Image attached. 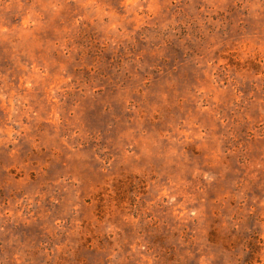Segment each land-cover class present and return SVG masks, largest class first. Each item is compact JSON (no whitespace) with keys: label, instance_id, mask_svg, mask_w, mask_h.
Wrapping results in <instances>:
<instances>
[{"label":"rangeland","instance_id":"obj_1","mask_svg":"<svg viewBox=\"0 0 264 264\" xmlns=\"http://www.w3.org/2000/svg\"><path fill=\"white\" fill-rule=\"evenodd\" d=\"M0 264H264V0H0Z\"/></svg>","mask_w":264,"mask_h":264}]
</instances>
